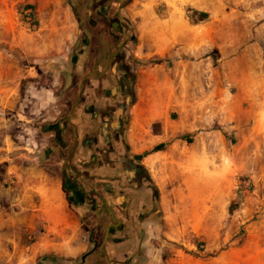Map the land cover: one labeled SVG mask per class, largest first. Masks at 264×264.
Wrapping results in <instances>:
<instances>
[{
	"label": "rangeland",
	"instance_id": "obj_1",
	"mask_svg": "<svg viewBox=\"0 0 264 264\" xmlns=\"http://www.w3.org/2000/svg\"><path fill=\"white\" fill-rule=\"evenodd\" d=\"M80 1L0 0V115H36L38 87L44 83L59 97L52 115L70 114L76 104L79 111L94 94H103L101 88L91 93L99 80H91L90 71L100 75L102 65L114 63L115 79L104 96H118L120 80L130 88L125 115L128 126L137 120L140 149L152 150L164 133L162 119L173 120L162 159L142 165L158 192L156 214L141 225L142 234L122 246L131 252L115 254V264H176L191 257L214 264H264V0H87L93 26L108 9V23L118 22L114 13L120 8L127 19L129 34L114 60L111 49L101 59L100 51L80 38L82 23L74 11ZM26 5L33 6L32 14ZM194 11L209 17L200 21ZM84 32L90 35L87 28ZM69 74L72 83L66 88ZM55 129L44 128L43 138L52 133L54 140L38 146L47 145L42 159L53 156L48 169L64 178L72 175L70 164L81 169L87 137L102 141L93 128L64 157V138ZM1 140L2 195L19 185L17 166L29 165L38 146L36 137L13 123ZM125 146L133 156V147L126 141ZM169 162V168L157 166ZM6 197L0 203L8 207ZM89 213L99 223L102 216L91 208ZM109 221L103 216L100 243ZM44 231L41 225L38 234Z\"/></svg>",
	"mask_w": 264,
	"mask_h": 264
},
{
	"label": "crops",
	"instance_id": "obj_2",
	"mask_svg": "<svg viewBox=\"0 0 264 264\" xmlns=\"http://www.w3.org/2000/svg\"><path fill=\"white\" fill-rule=\"evenodd\" d=\"M85 42L86 47H91L90 40H86ZM109 49L111 48L108 45L98 48L101 59H105L108 56L107 52ZM119 51L120 50L112 53V60H114L112 57L117 55ZM102 66L100 68V75H96V71H90L89 76L91 80L100 78L96 86L90 87L92 89L91 93L93 90L94 93L95 91L97 93L98 89L101 88L103 94H101V96L94 94V97H91L90 101L87 99L85 107H82L78 111V105L76 104L77 106L75 105L74 110L70 114L52 115L53 101H56L55 103H59L60 101L51 87L44 83L38 87L39 90L35 102L36 115H14L11 117L0 115V136L5 135L7 129L10 128L13 123L15 126L22 128L23 133H29L36 137L35 145L38 146L39 143L45 142L48 138H50V142L54 140L51 139L53 138L52 133L46 134V137L43 138L42 135L44 133L42 131L46 127L50 128L55 125L57 128V130H55L60 132L59 137L64 138V142L62 139V143H60L61 153L64 151V145H69L70 143H76V145H78L79 140H82L85 132L94 128L92 119L97 120L99 115H103L102 113L104 112L102 111L101 104L105 106L110 103L109 97L106 98L104 95H106L110 84L108 77L109 75L112 77L114 73L112 74V72H110L108 64ZM86 80L87 79H85V81ZM117 101L118 100H115L114 102ZM59 109H61V106ZM69 115L72 116V119L63 122L66 116L68 117ZM73 115L77 116L73 117ZM81 115H84V117ZM145 119L154 121L156 120V115H145ZM162 120L164 122V133L158 136L161 139L157 141L156 145L164 143V136L167 133V135H169L170 126L173 125V120L169 117ZM136 121V118L131 120V124L125 131V140L133 147V156L150 151L147 149H145V151L140 149L139 145L136 143ZM68 125L79 132L78 136L76 135V137L70 138V142L68 141L70 134L65 132ZM89 140L90 139H88V141ZM0 142H2V144H0L1 161L4 159V155L1 154L5 147L3 140ZM46 148H48L47 145L42 148L38 146L34 151L37 153L36 156L29 159V165L17 166L20 172L19 185L14 188L13 193L10 194V192L7 191L2 195L0 194V201H3V199H5L3 197L6 195V198H8L11 203L8 207L3 202L0 203V264H38V261L41 260H44L42 264H115L114 260L117 258L115 254L120 252L123 255H127L131 252L130 250H125L124 252L121 248L129 244L132 239L120 244H108L103 251H93L85 260L78 261V259L86 253L89 245L92 246V249L89 251L95 248L93 242L98 239L97 236L100 231L98 229L96 230L97 223L94 222L92 214L89 213L90 206L83 203L82 199H70V194L66 188L64 178L60 176L59 173H55L48 169L50 167L49 164L53 162V156H48L47 154L45 158L42 159ZM163 151L153 152L145 156L141 160V165L151 166L152 158H161L164 154ZM170 164L171 162L165 163L164 166H157L169 168L171 167ZM101 171H103V169H101ZM101 171L99 172L101 173ZM156 182L157 184L160 183L159 178ZM87 206L89 207L88 209ZM84 214H86L85 217ZM86 221L88 222L87 225H91V234L87 241L85 239L84 227ZM41 225L44 226L45 231L38 234ZM32 233L36 234V240L34 242H29L28 239L31 238L30 235ZM92 236L94 241L91 239ZM48 255L52 257L42 259ZM55 258L57 260H54ZM216 260L226 259L216 258ZM214 263L218 262H207L191 257L179 261L176 264Z\"/></svg>",
	"mask_w": 264,
	"mask_h": 264
},
{
	"label": "flooded vegetation",
	"instance_id": "obj_3",
	"mask_svg": "<svg viewBox=\"0 0 264 264\" xmlns=\"http://www.w3.org/2000/svg\"><path fill=\"white\" fill-rule=\"evenodd\" d=\"M86 2L87 0H81L78 4H87ZM86 8L92 17L94 10L92 7L87 6ZM109 12L108 9V12L98 15V17L108 21ZM114 15L118 22H111L113 28L123 32L126 37L129 34V29L127 19L122 15V8L116 10ZM97 24L98 21H96ZM120 48L119 50L122 49ZM116 56L112 58L115 59ZM109 67L112 72L111 70L113 67L116 68V65L111 63ZM114 74L112 77L109 75V80L115 79ZM117 89L118 96H108L111 102L105 105V109L102 110L103 115H99L97 120L93 119L94 128L99 131L102 144L98 143L99 140H95V137H87L83 147L88 152V156H83L84 159L80 161L81 169L70 164L72 175L64 176L70 197L82 199L83 203L88 204L94 213L98 212V217L102 216L99 223L97 222L100 226H97L96 230H101L103 216L107 215L110 218V221L105 225L101 243L98 239L94 241L93 236L91 238L94 241V252L103 251L111 243L128 242L133 235L137 236L139 231L142 234L144 231L140 229L141 225L146 223L153 213L156 214L153 209H155L154 203L158 192L141 165V161L137 160L135 156L128 155L125 148V131L128 127V116L125 115V112L128 99L131 98V91L122 80L119 81ZM119 97L121 99L118 100ZM114 99L118 101L112 102ZM73 129L68 125L65 132L71 134ZM88 139L90 140L88 141ZM68 141L70 142L71 139ZM78 146L79 144L76 145V143L64 145L62 155L67 157L68 153L74 152ZM105 195L110 196L113 203ZM102 210H105V215L100 214ZM110 224H114V226L110 227L109 237L105 240L106 230Z\"/></svg>",
	"mask_w": 264,
	"mask_h": 264
},
{
	"label": "trees",
	"instance_id": "obj_4",
	"mask_svg": "<svg viewBox=\"0 0 264 264\" xmlns=\"http://www.w3.org/2000/svg\"><path fill=\"white\" fill-rule=\"evenodd\" d=\"M87 4H77L74 7V11L79 22L82 23L81 33H83L80 37L84 41L90 40L92 49H98L104 46H110L112 52H117L121 46L122 39L125 37L123 32L117 31L113 28L111 23H108L104 20H98V24L93 26L91 24L92 17L90 16L89 12L87 11ZM27 10H31L33 12L32 5H26ZM196 16L200 17V21L206 20L209 15L206 12L201 11H194ZM32 14V13H30ZM87 28L90 32V35L84 32V29ZM75 135H70L68 139L73 138ZM167 147V143H160L156 145L152 150L146 151L141 155H136L135 158L141 161L145 156L153 153L165 150ZM72 199V197H70ZM51 258V255L43 257V259ZM54 258V257H53ZM54 260H57L56 258ZM42 261V260H41ZM41 261L38 264H41ZM105 264V263H103Z\"/></svg>",
	"mask_w": 264,
	"mask_h": 264
},
{
	"label": "water",
	"instance_id": "obj_5",
	"mask_svg": "<svg viewBox=\"0 0 264 264\" xmlns=\"http://www.w3.org/2000/svg\"><path fill=\"white\" fill-rule=\"evenodd\" d=\"M79 42H80V41H79ZM72 78H73V74H69V75H68V78H67L66 88H68V87L71 85V83H72ZM111 226H114V224H110V225L107 227L106 235H105V240H107L108 237H109V232H110V227H111ZM94 250H95V248H94L92 251H89L88 253H86V254L84 255L83 259L85 260L86 257H87L88 255H90Z\"/></svg>",
	"mask_w": 264,
	"mask_h": 264
},
{
	"label": "bare ground",
	"instance_id": "obj_6",
	"mask_svg": "<svg viewBox=\"0 0 264 264\" xmlns=\"http://www.w3.org/2000/svg\"><path fill=\"white\" fill-rule=\"evenodd\" d=\"M162 158H152V161H154L153 163L155 164L156 162H158V160H161Z\"/></svg>",
	"mask_w": 264,
	"mask_h": 264
},
{
	"label": "built area",
	"instance_id": "obj_7",
	"mask_svg": "<svg viewBox=\"0 0 264 264\" xmlns=\"http://www.w3.org/2000/svg\"><path fill=\"white\" fill-rule=\"evenodd\" d=\"M27 12H28V14H30V13H29V10H28ZM28 20L31 22V21H32V18L29 17Z\"/></svg>",
	"mask_w": 264,
	"mask_h": 264
}]
</instances>
